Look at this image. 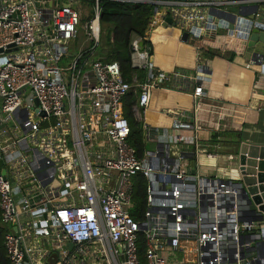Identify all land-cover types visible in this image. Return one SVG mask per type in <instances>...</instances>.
I'll return each mask as SVG.
<instances>
[{"label": "built area", "instance_id": "built-area-1", "mask_svg": "<svg viewBox=\"0 0 264 264\" xmlns=\"http://www.w3.org/2000/svg\"><path fill=\"white\" fill-rule=\"evenodd\" d=\"M80 1L86 8L0 0V209L10 264H264V224L241 205L228 168L234 155L214 142L237 128L239 107L211 95L217 72L208 64L245 55L246 68L264 71L260 41L250 44L255 29L264 32V0H147L153 15L145 38L133 35L130 44L132 67L145 78L135 73L132 82L118 62L97 57L102 0ZM85 11L92 43L73 50ZM160 27L178 29L181 39L189 33L194 68L156 65L144 40L154 46ZM218 28L246 43L212 44ZM205 49L220 54L205 58ZM175 87L192 93V114L168 108L171 126L155 132L145 114L158 90ZM132 90L144 141L156 145L141 154L125 114ZM140 176L142 219L133 214Z\"/></svg>", "mask_w": 264, "mask_h": 264}, {"label": "crops", "instance_id": "crops-1", "mask_svg": "<svg viewBox=\"0 0 264 264\" xmlns=\"http://www.w3.org/2000/svg\"><path fill=\"white\" fill-rule=\"evenodd\" d=\"M172 29L160 27L151 35L155 42L153 60L162 69L183 67L191 70L196 65V49L191 43L182 41L178 29V32ZM232 59L225 56L208 60L210 67L217 72L210 84L211 95L239 107L236 112L239 125L227 130L230 134L222 137L224 143H220L225 155L236 154L242 142L264 143V71L257 66L246 68L245 55ZM191 95L190 91L177 87L158 90L151 109L145 114L146 123L153 126L155 132L167 131L173 121L163 111L177 108L192 114L194 103ZM225 161L223 158L221 167H225ZM261 230L264 234V226Z\"/></svg>", "mask_w": 264, "mask_h": 264}, {"label": "trees", "instance_id": "trees-1", "mask_svg": "<svg viewBox=\"0 0 264 264\" xmlns=\"http://www.w3.org/2000/svg\"><path fill=\"white\" fill-rule=\"evenodd\" d=\"M102 16L101 25L103 34L101 38V46L98 48L97 57L105 62H118L122 70L123 78L128 81H133V76L138 73L141 79L145 78L143 71L134 69L131 64L130 44L133 35H140L145 38V33L148 29L149 21L153 15V6L147 3V0L139 3H129L117 0H102ZM84 15L82 17V21ZM144 45L151 48V54L154 53V46L151 42L144 40ZM208 48V47H206ZM203 53L205 58H213L220 53L210 49H205ZM229 59L234 55H226ZM139 97L138 90H132L125 99V114L131 125L130 143L134 146L138 154H141L145 148L143 121L138 120L134 115V106ZM230 132L223 131L220 135H214V142L224 143L223 139ZM226 142V141H225ZM3 168V162L0 159V172ZM135 201L138 204V209L134 212L135 218L142 219L147 203V182L142 176L139 177L136 183ZM7 229L1 224V209H0V264H10L7 256L4 238ZM143 235H140V242L143 247Z\"/></svg>", "mask_w": 264, "mask_h": 264}, {"label": "water", "instance_id": "water-1", "mask_svg": "<svg viewBox=\"0 0 264 264\" xmlns=\"http://www.w3.org/2000/svg\"><path fill=\"white\" fill-rule=\"evenodd\" d=\"M167 21L172 23L170 18ZM219 27L224 26L220 25ZM228 28L233 29V24H229ZM188 37L189 33L184 32L182 39L187 41ZM256 41L264 42V32H259L258 29H255L250 36L252 47ZM233 155L234 158L228 168L231 172L232 182L240 186L241 205L243 204L251 210L256 222L264 223V143L242 142L237 153ZM194 166L195 163L192 162V167Z\"/></svg>", "mask_w": 264, "mask_h": 264}, {"label": "rangeland", "instance_id": "rangeland-1", "mask_svg": "<svg viewBox=\"0 0 264 264\" xmlns=\"http://www.w3.org/2000/svg\"><path fill=\"white\" fill-rule=\"evenodd\" d=\"M72 4L74 5V7L82 10L83 8H86V3L85 1H80V0H72ZM84 14V19L82 21L81 24V28H80V32H79V36L76 39V42L73 43V46H71V49L75 50L78 49L80 46H86L88 44H91L92 42H89L87 40V21H88V17H87V11L83 12ZM83 17V15H82ZM174 32H178L176 28L172 29ZM171 30H169L170 32ZM216 38L215 39H211L212 44L217 45L219 43H224L226 41H230L231 43H233L236 46H242L246 43V41L244 39H241L239 37H231L224 29L222 28H218L217 32H216ZM256 50L257 51H264V42H259L256 46ZM13 124V122L11 121L9 123V126H11ZM156 148L155 143H151V142H147V150H154ZM223 153V151H221ZM259 222V221H258ZM261 223V222H260ZM264 224V223H263Z\"/></svg>", "mask_w": 264, "mask_h": 264}]
</instances>
